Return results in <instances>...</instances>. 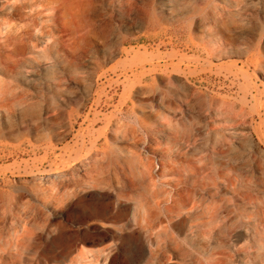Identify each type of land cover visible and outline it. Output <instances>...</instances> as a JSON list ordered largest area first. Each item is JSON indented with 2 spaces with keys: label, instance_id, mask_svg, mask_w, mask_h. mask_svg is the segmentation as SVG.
Masks as SVG:
<instances>
[{
  "label": "rangeland",
  "instance_id": "374dc122",
  "mask_svg": "<svg viewBox=\"0 0 264 264\" xmlns=\"http://www.w3.org/2000/svg\"><path fill=\"white\" fill-rule=\"evenodd\" d=\"M95 262L264 264V0H0V264Z\"/></svg>",
  "mask_w": 264,
  "mask_h": 264
},
{
  "label": "bare ground",
  "instance_id": "6f19581e",
  "mask_svg": "<svg viewBox=\"0 0 264 264\" xmlns=\"http://www.w3.org/2000/svg\"><path fill=\"white\" fill-rule=\"evenodd\" d=\"M8 29V28H7ZM6 29V30H7ZM10 30V29H9ZM9 33H10V31H9ZM12 34V33H11ZM19 36H20V38H23V33L22 32H20L19 33V35L17 36L18 37V43L16 44V46H15V48L17 47H19L20 46V43L22 42V40L19 38ZM7 38V37H6ZM8 44V43H7ZM52 206H54V204H51ZM95 264H98V262L97 263H95Z\"/></svg>",
  "mask_w": 264,
  "mask_h": 264
},
{
  "label": "crops",
  "instance_id": "0c3cea01",
  "mask_svg": "<svg viewBox=\"0 0 264 264\" xmlns=\"http://www.w3.org/2000/svg\"><path fill=\"white\" fill-rule=\"evenodd\" d=\"M95 263H97V262H95ZM95 263H86V264H95ZM98 264H101V263H98Z\"/></svg>",
  "mask_w": 264,
  "mask_h": 264
}]
</instances>
